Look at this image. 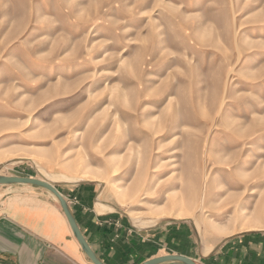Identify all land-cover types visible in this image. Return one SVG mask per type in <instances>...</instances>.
Here are the masks:
<instances>
[{
    "label": "rangeland",
    "instance_id": "1",
    "mask_svg": "<svg viewBox=\"0 0 264 264\" xmlns=\"http://www.w3.org/2000/svg\"><path fill=\"white\" fill-rule=\"evenodd\" d=\"M1 158L205 251L264 233V0H0Z\"/></svg>",
    "mask_w": 264,
    "mask_h": 264
},
{
    "label": "crops",
    "instance_id": "2",
    "mask_svg": "<svg viewBox=\"0 0 264 264\" xmlns=\"http://www.w3.org/2000/svg\"><path fill=\"white\" fill-rule=\"evenodd\" d=\"M30 177L49 181L65 197L82 234L104 264H142L168 254L186 255L198 264H264L262 232L228 236L205 251L187 228L188 220L141 230L120 213L101 209L96 181ZM0 186V264H94L51 191L34 184Z\"/></svg>",
    "mask_w": 264,
    "mask_h": 264
},
{
    "label": "water",
    "instance_id": "3",
    "mask_svg": "<svg viewBox=\"0 0 264 264\" xmlns=\"http://www.w3.org/2000/svg\"><path fill=\"white\" fill-rule=\"evenodd\" d=\"M2 167V166H0ZM0 184L11 185V184H34L41 187H44L51 191L55 197L60 202L67 218L72 228V231L76 238L78 239L79 243L81 244L84 252L87 256L91 259L94 264H104L101 259L96 255L93 249L88 244L87 240L85 239L84 235L82 234L76 219L70 209V206L65 199V197L58 191V189L49 181L45 179H40L36 177H22V176H10V175H0ZM185 220L182 219H164L160 222V224L166 223H177L182 222ZM165 263H172V264H198L192 258L182 255V254H168L159 257H155L149 259L142 264H165Z\"/></svg>",
    "mask_w": 264,
    "mask_h": 264
},
{
    "label": "bare ground",
    "instance_id": "4",
    "mask_svg": "<svg viewBox=\"0 0 264 264\" xmlns=\"http://www.w3.org/2000/svg\"><path fill=\"white\" fill-rule=\"evenodd\" d=\"M185 127V126H184ZM185 131V130H184ZM188 131H189V129H188ZM3 158H1L0 160H2ZM12 162H14L13 160H10V161H7L5 164H9V163H12ZM1 175V174H0ZM80 179H84V178H80ZM100 185H102V184H105V182L104 181H102V180H96ZM165 219V218H164ZM163 219H159V220H156V221H152V222H150L151 224H154V223H158V222H161Z\"/></svg>",
    "mask_w": 264,
    "mask_h": 264
}]
</instances>
